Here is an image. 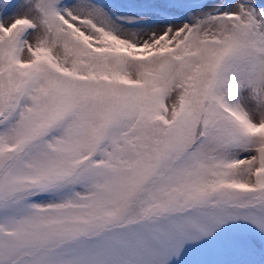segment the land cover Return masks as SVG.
Wrapping results in <instances>:
<instances>
[{
	"label": "snow or ice",
	"instance_id": "obj_1",
	"mask_svg": "<svg viewBox=\"0 0 264 264\" xmlns=\"http://www.w3.org/2000/svg\"><path fill=\"white\" fill-rule=\"evenodd\" d=\"M0 264H264V0H0Z\"/></svg>",
	"mask_w": 264,
	"mask_h": 264
}]
</instances>
